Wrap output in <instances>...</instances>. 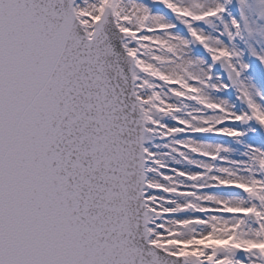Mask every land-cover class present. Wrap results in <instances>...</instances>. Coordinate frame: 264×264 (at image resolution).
I'll return each mask as SVG.
<instances>
[{"label": "snow or ice", "instance_id": "snow-or-ice-1", "mask_svg": "<svg viewBox=\"0 0 264 264\" xmlns=\"http://www.w3.org/2000/svg\"><path fill=\"white\" fill-rule=\"evenodd\" d=\"M0 264H264V0H0Z\"/></svg>", "mask_w": 264, "mask_h": 264}]
</instances>
